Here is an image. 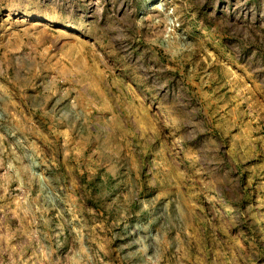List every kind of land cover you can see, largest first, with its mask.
Listing matches in <instances>:
<instances>
[{
  "label": "rangeland",
  "instance_id": "rangeland-1",
  "mask_svg": "<svg viewBox=\"0 0 264 264\" xmlns=\"http://www.w3.org/2000/svg\"><path fill=\"white\" fill-rule=\"evenodd\" d=\"M0 264H264V0H0Z\"/></svg>",
  "mask_w": 264,
  "mask_h": 264
}]
</instances>
